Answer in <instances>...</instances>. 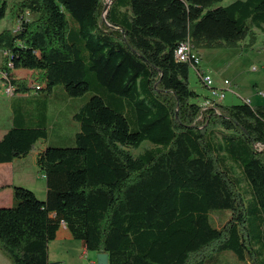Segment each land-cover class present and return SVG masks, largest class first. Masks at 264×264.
Listing matches in <instances>:
<instances>
[{
	"label": "trees",
	"instance_id": "1",
	"mask_svg": "<svg viewBox=\"0 0 264 264\" xmlns=\"http://www.w3.org/2000/svg\"><path fill=\"white\" fill-rule=\"evenodd\" d=\"M222 1L0 0V19L15 13L0 86L17 103L0 162L45 140L57 85L65 103L91 91L68 112L73 144L37 152L44 198L14 185L0 206L12 264H48L61 225L108 264H206L219 250L264 264V103L203 106L174 54L185 40L197 51L264 36V0ZM31 99L42 104L26 119Z\"/></svg>",
	"mask_w": 264,
	"mask_h": 264
},
{
	"label": "rangeland",
	"instance_id": "2",
	"mask_svg": "<svg viewBox=\"0 0 264 264\" xmlns=\"http://www.w3.org/2000/svg\"><path fill=\"white\" fill-rule=\"evenodd\" d=\"M7 1L9 4L13 0ZM107 1L109 0H106V2ZM230 1L231 0H223L222 3L226 4ZM14 19L15 13H13L11 7H8L5 16L0 19V29L10 26L14 27ZM253 31L256 40L251 46L247 45V40L245 45L244 42H241L233 47L201 48L197 50L200 57V68L209 73L216 87H227V89L224 90V98L221 100L222 104H236L243 101V98L251 99L253 102L251 105H256L254 100L264 103V97L262 95V93H264V36H262L261 31L257 28H253ZM224 79L228 81L227 85L223 84ZM29 80L32 81L34 79L29 78ZM188 84L190 88L199 94V100H201L204 95H210V89L199 81L193 66L189 68ZM60 89V86L57 85L51 95L53 103H49V105L53 106H50L48 111L47 137L45 140L51 145L60 144L65 146L73 144V140L71 141V138L69 139L72 126L70 123L68 124V112L74 108L77 102L84 100L91 91H88L84 97L72 98L70 103H65ZM29 90L30 93H35L34 87H30ZM38 93L41 95V99L42 93L44 94V92L39 91ZM11 99H13V96L6 93L5 88L0 86V133L11 123L13 108L17 106V103L11 102ZM41 104L42 103L36 99L24 102L23 105L29 112L26 119L36 118ZM42 142L44 141L41 139L36 143L34 149L29 152L27 158L22 160L23 163L30 165L29 163L37 147L41 146ZM151 146V143L144 141L139 148L129 149V151L135 156L143 149ZM36 173L40 175L38 172ZM23 176L24 181L29 180L26 174H23ZM33 178L34 181L40 183V186L42 185L43 194L45 188L43 177L39 180L37 177ZM40 188L41 187H38L36 189L37 194L41 192ZM222 212H226L228 216L226 210H222ZM212 218L216 223H219L221 220L220 214L218 213H213ZM60 242H62L61 246H56V244L50 245L51 260L48 264L55 260H57L55 264H89V260L95 257L94 251L86 250L84 252L82 250L81 241L78 239L71 238L69 241L61 240ZM94 264H96V260H94ZM206 264H250V262L247 259H238L230 250H219L212 252L208 256Z\"/></svg>",
	"mask_w": 264,
	"mask_h": 264
},
{
	"label": "crops",
	"instance_id": "3",
	"mask_svg": "<svg viewBox=\"0 0 264 264\" xmlns=\"http://www.w3.org/2000/svg\"><path fill=\"white\" fill-rule=\"evenodd\" d=\"M15 72L17 74L21 73L20 70H15ZM205 96L206 95H204L203 97H205ZM243 99H249V98H243ZM201 100H200V102H201ZM254 101H255V104L263 103L261 101H259V102H257L256 100H254ZM249 102H250V104L253 103L251 99H249ZM221 104H222V102H221ZM10 125H11V123L7 125V128ZM7 128L4 129L0 133V138L3 135V133L7 130ZM43 141L44 142L41 143V146L37 147V150L35 151L32 159H31V161L29 163L30 165L25 164V163L22 162V160H25L27 158L29 153L26 156H24V157L14 158L10 162H0V206H8V205L11 204V202H12V187L14 185H21V186L30 188L31 190H33V192L36 194V196L38 198H41V199L44 198V196H45V188H44V193L42 194V185L40 186V183L37 182V181H34V178H33V177H37L38 180H39L40 178L43 177L42 175H38L36 173L37 172V164H36L37 152L39 150L43 149L45 147V145L47 144L46 140H43ZM17 162H22V163H17ZM23 174H26L29 177V180L24 181ZM38 187H41L40 188L41 192H38V194H37L36 193V189ZM71 238L72 237H71L69 231L67 230V228L64 225H61L59 227L58 231H57L55 239L51 240L48 243V262H50V260H51V257H50V245L51 244H56V246H61V244H62V242H60L61 240L69 241ZM56 240H59V241H56ZM82 248H83L82 250L85 252L86 249L83 247V245H82ZM97 253L98 252H95L94 259H90L89 260V264H94V260H96V254ZM52 263H54V264L57 263V260H55ZM0 264H12L10 262V260L6 257L4 252L1 250V248H0Z\"/></svg>",
	"mask_w": 264,
	"mask_h": 264
},
{
	"label": "built area",
	"instance_id": "4",
	"mask_svg": "<svg viewBox=\"0 0 264 264\" xmlns=\"http://www.w3.org/2000/svg\"><path fill=\"white\" fill-rule=\"evenodd\" d=\"M174 54L176 59L184 62H189L191 66L194 67L201 83L210 89V95L203 97V99L201 100V104L203 106H212L218 102H221V100L224 98V90L227 89V87L224 86V88H222L216 87L214 85V82L209 73L200 68L199 54L190 46L189 42L187 40L180 42L176 47ZM223 84L227 85L228 81L224 79ZM1 86H3L6 90V93L10 95V89L12 87H10L9 85ZM262 95L264 97V93H262ZM243 100L249 102L248 99Z\"/></svg>",
	"mask_w": 264,
	"mask_h": 264
},
{
	"label": "water",
	"instance_id": "5",
	"mask_svg": "<svg viewBox=\"0 0 264 264\" xmlns=\"http://www.w3.org/2000/svg\"><path fill=\"white\" fill-rule=\"evenodd\" d=\"M54 264V263H49ZM96 264H108V255L105 252H98L96 254Z\"/></svg>",
	"mask_w": 264,
	"mask_h": 264
},
{
	"label": "bare ground",
	"instance_id": "6",
	"mask_svg": "<svg viewBox=\"0 0 264 264\" xmlns=\"http://www.w3.org/2000/svg\"><path fill=\"white\" fill-rule=\"evenodd\" d=\"M10 93H12V89H10Z\"/></svg>",
	"mask_w": 264,
	"mask_h": 264
}]
</instances>
